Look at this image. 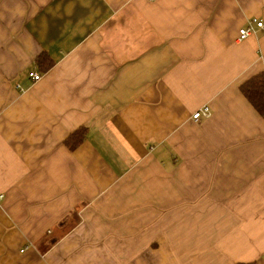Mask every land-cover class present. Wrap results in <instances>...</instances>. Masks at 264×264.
<instances>
[{
  "label": "crops",
  "instance_id": "0c3cea01",
  "mask_svg": "<svg viewBox=\"0 0 264 264\" xmlns=\"http://www.w3.org/2000/svg\"><path fill=\"white\" fill-rule=\"evenodd\" d=\"M251 18L264 0H0V264H264Z\"/></svg>",
  "mask_w": 264,
  "mask_h": 264
},
{
  "label": "trees",
  "instance_id": "16d2710c",
  "mask_svg": "<svg viewBox=\"0 0 264 264\" xmlns=\"http://www.w3.org/2000/svg\"><path fill=\"white\" fill-rule=\"evenodd\" d=\"M38 63L48 69L51 64L47 57H42ZM240 93L251 104L254 110L264 116V73L258 74L240 86ZM84 130L76 132L67 142L66 145L70 149H75L82 141Z\"/></svg>",
  "mask_w": 264,
  "mask_h": 264
},
{
  "label": "built area",
  "instance_id": "2783aa9c",
  "mask_svg": "<svg viewBox=\"0 0 264 264\" xmlns=\"http://www.w3.org/2000/svg\"><path fill=\"white\" fill-rule=\"evenodd\" d=\"M258 34H264V21L258 18H251L242 28L238 30L237 41L241 42ZM29 77L34 83H38L42 80V75L37 72L30 73ZM18 88L22 93H25V90L21 86H18ZM210 116L211 112L209 108L204 106L195 112L191 118L193 121L199 122L202 119H208ZM1 199L2 197H0V200Z\"/></svg>",
  "mask_w": 264,
  "mask_h": 264
}]
</instances>
